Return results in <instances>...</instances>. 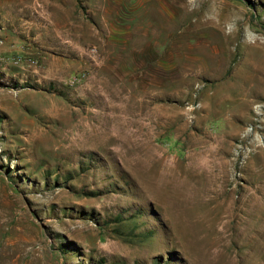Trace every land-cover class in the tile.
Masks as SVG:
<instances>
[{
  "label": "rangeland",
  "instance_id": "1",
  "mask_svg": "<svg viewBox=\"0 0 264 264\" xmlns=\"http://www.w3.org/2000/svg\"><path fill=\"white\" fill-rule=\"evenodd\" d=\"M0 250L264 264V0H0Z\"/></svg>",
  "mask_w": 264,
  "mask_h": 264
},
{
  "label": "bare ground",
  "instance_id": "2",
  "mask_svg": "<svg viewBox=\"0 0 264 264\" xmlns=\"http://www.w3.org/2000/svg\"><path fill=\"white\" fill-rule=\"evenodd\" d=\"M90 138H91V137H90ZM12 244H13V243H12ZM14 252H15L14 250H10V251H8V253L5 252V253L3 254V252L0 250V255H1L0 258H2V259H3V258H9L10 264H12V263H14V262H13V260L10 259V257H12V256L14 257V256H15V255H14ZM16 257H17V256H16ZM15 260H16V259H15Z\"/></svg>",
  "mask_w": 264,
  "mask_h": 264
}]
</instances>
